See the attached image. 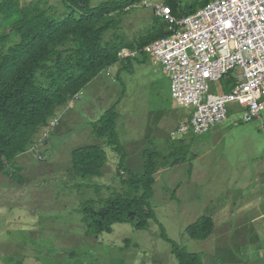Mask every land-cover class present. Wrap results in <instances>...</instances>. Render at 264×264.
<instances>
[{"label":"rangeland","instance_id":"obj_1","mask_svg":"<svg viewBox=\"0 0 264 264\" xmlns=\"http://www.w3.org/2000/svg\"><path fill=\"white\" fill-rule=\"evenodd\" d=\"M20 1L24 7L39 3L58 11L60 18L68 12L63 0ZM105 1L91 0L93 7ZM202 1L140 0L112 32L135 41L147 33L155 16L165 20L157 5L174 4L186 15ZM138 57L105 71L71 105L58 110L37 143L44 161L32 149L26 153L33 159L34 180L28 184L18 171L14 175L25 188L13 183L0 188V264H179L163 231L182 250L200 254L204 264H264L261 121L246 122V110L234 104L228 119L206 134L172 137L181 116L190 121V111L174 101L162 65L148 54ZM222 86L212 83V93ZM112 108L119 114L124 169L120 156L94 134V123ZM90 145H102L111 159L103 177L82 179L72 173V153ZM145 150L161 153L151 200L158 222L146 231L118 223L111 233L91 235L82 206L91 199L129 195L124 174L143 173ZM203 217L214 219V234L207 241H193L186 230Z\"/></svg>","mask_w":264,"mask_h":264},{"label":"trees","instance_id":"obj_2","mask_svg":"<svg viewBox=\"0 0 264 264\" xmlns=\"http://www.w3.org/2000/svg\"><path fill=\"white\" fill-rule=\"evenodd\" d=\"M63 2L68 12L62 18L58 11L42 8L39 3L24 7L20 0H4L0 4V174H6L19 156L37 146L58 110L67 107L91 82L126 60H139L130 57L122 61L123 50L139 51L138 56L146 57L145 51L155 41L173 34V26L156 16L147 33L135 41L112 32L119 29L124 15L140 0H108L97 7L91 0ZM210 3L203 0L195 4L186 15L174 4L168 7L175 18L181 19ZM108 33L111 36H106ZM231 80L223 81V91L230 92L234 85ZM182 117L179 122L184 120ZM118 120L116 108L108 110L94 123V134L120 156V168L124 169L127 155L117 132ZM159 156L161 153L145 150L143 173L126 171L123 184L129 195L117 193L100 201L91 199L82 206L91 235L111 233L118 223L146 231L152 222H158L151 200ZM110 159L102 145L79 148L72 153V173L82 179L101 178ZM215 226L213 218L203 217L186 234L193 241H207ZM162 237L172 244L179 264H204L200 254L182 250L168 240L165 231Z\"/></svg>","mask_w":264,"mask_h":264},{"label":"built area","instance_id":"obj_3","mask_svg":"<svg viewBox=\"0 0 264 264\" xmlns=\"http://www.w3.org/2000/svg\"><path fill=\"white\" fill-rule=\"evenodd\" d=\"M155 8L175 33L145 52L170 78L176 104L191 111L190 121H180L172 137L206 134L228 119L234 104L246 110V122L261 121L264 131V0H216L181 19L170 7ZM124 53L123 57L134 55ZM231 75L230 92L212 93V83ZM32 151L39 154L37 146ZM38 158L44 160L41 154Z\"/></svg>","mask_w":264,"mask_h":264},{"label":"crops","instance_id":"obj_4","mask_svg":"<svg viewBox=\"0 0 264 264\" xmlns=\"http://www.w3.org/2000/svg\"><path fill=\"white\" fill-rule=\"evenodd\" d=\"M228 80H230V79H228ZM170 88H171V86H170ZM219 92L228 93L225 91H219ZM263 117H264V112H263ZM43 134H44V131L41 133V136L39 137L40 140L43 138ZM48 143H49V140H46L42 144L47 145ZM27 155L28 154H24V155L19 156L16 159L14 164L8 166V168H7L8 171L6 174H0V188H3V187H5L9 184H12V183L18 185L20 188H25L23 180L16 178V176L14 175L15 172H18V171L24 172V176L27 177L26 180H27L28 184H29L30 180H34L36 178V176L33 175V170H34L33 159L31 157H28ZM71 170H72V165H71ZM26 190H28V189H26Z\"/></svg>","mask_w":264,"mask_h":264},{"label":"bare ground","instance_id":"obj_5","mask_svg":"<svg viewBox=\"0 0 264 264\" xmlns=\"http://www.w3.org/2000/svg\"><path fill=\"white\" fill-rule=\"evenodd\" d=\"M216 1V0H215ZM171 9V8H170ZM204 9V8H203ZM152 10V9H151ZM202 10V9H201ZM172 11V10H171ZM200 11V10H199ZM198 11V12H199ZM162 17V16H161ZM163 18V17H162ZM172 30H173V34L172 35H174V33H175V29L174 28H172ZM171 35V36H172ZM171 36H168V37H171ZM168 37H165V38H168ZM163 39V38H162ZM159 40H161V39H159ZM158 41V40H157ZM156 42V41H155ZM152 46V45H151ZM124 52H128V53H130V54H134V55H130V56H127V57H123L122 55L123 54H125ZM139 51H137V52H135V53H133L132 51H130V50H123L122 51V53L120 54V59L122 60V61H124V60H126V59H128V58H130V57H137L138 55H139ZM126 56V55H125ZM168 79H170L169 77H168ZM170 82H171V80H170ZM76 99V98H75ZM73 101V100H72ZM72 101L68 104V105H71L72 104ZM240 105V104H239ZM240 106H242V105H240ZM220 124V123H219ZM173 132V131H172ZM171 135H172V133H171Z\"/></svg>","mask_w":264,"mask_h":264},{"label":"clouds","instance_id":"obj_6","mask_svg":"<svg viewBox=\"0 0 264 264\" xmlns=\"http://www.w3.org/2000/svg\"><path fill=\"white\" fill-rule=\"evenodd\" d=\"M40 145H37V147H39ZM34 148V147H33Z\"/></svg>","mask_w":264,"mask_h":264}]
</instances>
